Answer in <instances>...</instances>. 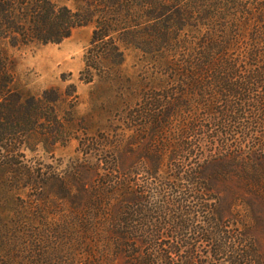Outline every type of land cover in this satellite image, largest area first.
Instances as JSON below:
<instances>
[{
	"label": "trees",
	"instance_id": "1",
	"mask_svg": "<svg viewBox=\"0 0 264 264\" xmlns=\"http://www.w3.org/2000/svg\"><path fill=\"white\" fill-rule=\"evenodd\" d=\"M85 26L94 132L75 84L32 94L11 53ZM255 231L264 0H0V264H264Z\"/></svg>",
	"mask_w": 264,
	"mask_h": 264
},
{
	"label": "rangeland",
	"instance_id": "2",
	"mask_svg": "<svg viewBox=\"0 0 264 264\" xmlns=\"http://www.w3.org/2000/svg\"><path fill=\"white\" fill-rule=\"evenodd\" d=\"M92 30V26L80 27L60 44L21 47L13 49L11 53L15 61L17 85L32 94H38L53 86L64 88L66 85L75 84L79 95L77 113L82 116L90 114L91 132H94L99 123H105L112 112L102 104L107 93L98 87V83L84 84L79 80ZM135 56V53L128 52L126 67L130 71H133ZM134 101L135 98L132 102ZM76 147L77 143L73 140L67 146L56 149L55 157L65 160L74 157ZM221 198H226L225 192H222ZM253 235L264 248V234L255 231Z\"/></svg>",
	"mask_w": 264,
	"mask_h": 264
}]
</instances>
